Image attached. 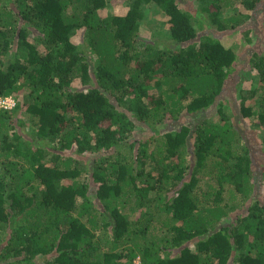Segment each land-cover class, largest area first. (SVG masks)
Listing matches in <instances>:
<instances>
[{"label": "trees", "instance_id": "trees-1", "mask_svg": "<svg viewBox=\"0 0 264 264\" xmlns=\"http://www.w3.org/2000/svg\"><path fill=\"white\" fill-rule=\"evenodd\" d=\"M124 1L0 0V264H264V182L233 148L241 119L264 132V54L243 86L220 36L262 0H202L207 31L178 0ZM149 5L169 36L143 37ZM229 83L239 121L219 105V123L166 128Z\"/></svg>", "mask_w": 264, "mask_h": 264}, {"label": "rangeland", "instance_id": "rangeland-1", "mask_svg": "<svg viewBox=\"0 0 264 264\" xmlns=\"http://www.w3.org/2000/svg\"><path fill=\"white\" fill-rule=\"evenodd\" d=\"M202 0H178L180 7L184 9L190 10L194 15L202 19L204 22V30H209L210 27V20L208 18L209 14L205 11H203V7L207 6L208 4L201 2ZM126 9V1L124 0H111L110 10L111 12H120L122 10ZM145 15L143 19L141 20V26H142V34L143 37L146 39H153L157 35L169 36L167 26L165 24L167 20V16L163 14L161 10L155 5H149L147 9L144 11ZM249 14V12H247ZM157 32V33H155ZM83 35V33L80 31L76 34V37L74 36V40L77 42L80 37ZM221 40L222 42L229 47H232L237 55H238V65L237 68L241 69L243 71V77L245 78L243 80V86L250 87V79L251 76L250 73V57L254 52H258L260 54H264V0H262L258 10L254 12L251 16V18L246 22L244 25H242L237 31H230L226 34H222ZM241 77V74H240ZM78 83V80L76 81ZM239 85V84H238ZM238 85H234L233 83H229L227 85V91L222 93V95L217 100L216 105L210 109L208 112H198L193 114H185L183 115L178 122H172L168 123V127L166 128H172L176 127L177 123L182 121L186 124L189 123V121L192 119L193 121L202 122V121H208L210 123L216 124L221 121L222 113L219 111V105L223 106V110L226 109V113L229 115L231 119L233 117L236 119V121H239V119L235 116V111L238 110L239 103H236L235 105V96L228 97L231 94H236L238 92ZM25 93V91L23 92ZM26 94H22L21 96H18V99L23 102L25 99ZM218 104V105H217ZM26 109V105H23L21 108L18 116L24 120L25 125L19 126L18 129L21 131V133L26 138H33L36 140V137L33 132L30 130L32 129V122L29 121L28 116L24 113ZM16 124V123H15ZM28 128V129H27ZM159 129L160 133H165L167 129ZM237 128L241 130L242 137L239 140V142L234 144L233 148H236L235 150L237 152H240L241 155L248 156L251 159V168L253 172L252 181L255 183L256 186H254L255 190L259 192V189H257V185L262 184L264 182V174L262 166L264 165V132L262 130V127L259 126L258 123L251 122L249 120H245L244 118L241 119V122L237 124ZM24 132V133H23ZM142 132L144 130L137 131L138 134H141L139 136H142ZM23 136V137H24ZM24 137V138H25ZM191 162H194L191 157L188 158ZM189 161V162H190ZM235 162H229L230 166H233ZM207 172H205L206 174ZM228 188V187H227ZM229 189V188H228ZM230 191L227 190L224 192L225 196V202L229 196ZM240 202H242V197H238ZM239 202V203H240ZM146 209V208H144ZM148 210V209H146ZM243 208L238 209L237 211L233 212L231 215V219L236 218L237 212H242ZM142 212V210H141ZM141 212L138 211L134 214V217H139L141 215ZM146 217V215L144 216ZM105 237V236H104ZM103 249L109 250L111 247V244L106 242L103 238ZM39 260H43V257H39ZM139 264V263H137Z\"/></svg>", "mask_w": 264, "mask_h": 264}, {"label": "built area", "instance_id": "built-area-1", "mask_svg": "<svg viewBox=\"0 0 264 264\" xmlns=\"http://www.w3.org/2000/svg\"><path fill=\"white\" fill-rule=\"evenodd\" d=\"M7 101L9 102V105L11 107L15 106V104H16V101L12 97L7 98L6 100L0 99V103L1 104L4 103V102H7Z\"/></svg>", "mask_w": 264, "mask_h": 264}, {"label": "bare ground", "instance_id": "bare-ground-1", "mask_svg": "<svg viewBox=\"0 0 264 264\" xmlns=\"http://www.w3.org/2000/svg\"><path fill=\"white\" fill-rule=\"evenodd\" d=\"M7 98H10V97H3L0 95V99H3V100H6ZM13 98V97H12ZM14 99V98H13ZM15 100V99H14ZM16 101V100H15ZM0 107H4V108H12L10 105H9V102H4V103H0Z\"/></svg>", "mask_w": 264, "mask_h": 264}]
</instances>
